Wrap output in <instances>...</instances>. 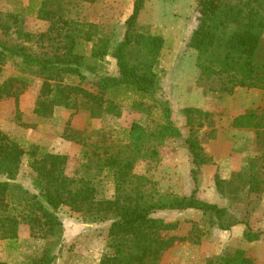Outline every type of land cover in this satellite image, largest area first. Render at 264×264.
Here are the masks:
<instances>
[{
	"label": "rangeland",
	"instance_id": "obj_1",
	"mask_svg": "<svg viewBox=\"0 0 264 264\" xmlns=\"http://www.w3.org/2000/svg\"><path fill=\"white\" fill-rule=\"evenodd\" d=\"M29 1L32 0H0V38L7 45H23L31 52L51 55L61 42L55 39L54 33L51 38L43 35L50 25L48 20L37 17L34 12L21 11L28 7ZM227 1L264 13V0ZM59 4L64 17L76 30L92 37L76 47L84 54L81 71L85 78L70 74L62 83L93 90L98 74L118 75L111 51L123 36L133 0H59ZM197 17L196 0H142L136 29L163 38L153 66L154 96L168 102L172 123L181 134L162 140L149 138L144 145L146 154L136 158L131 172L147 178L144 182L148 190L155 188L161 193L177 195L194 191L199 199L215 203L226 211L219 221L192 208L155 211L153 216L177 223L166 234L184 237L164 250L157 264H207L237 248L244 250L251 264H264V120L261 127L232 125L235 114L244 110L262 114L264 119V87L258 96L262 102L257 99L250 107V100L254 102L257 95L250 92L251 88L257 87L233 85L234 74L219 69L221 49H213L201 59L205 64L213 63L216 71L206 72L199 67L197 52L186 45L197 25ZM101 38L109 41L108 52L102 58H93L92 50ZM14 61L9 57L2 65L0 79L21 74L30 80L17 101L13 96L0 98V130L10 139L22 142L25 148L38 145L46 151L65 154L66 175L90 184L95 189V199L113 200L118 195L114 169L102 165L103 161L129 143L132 123H139L149 132L162 122L159 109L151 107L145 99L135 106L137 96L126 94L108 104L110 111L104 110L96 116L90 115L86 107H78V98L77 107L54 105L49 115H39L34 107L43 78L21 71ZM254 63L257 72L264 74V29ZM186 108L190 109L188 114L184 111ZM191 132L208 158L197 171L196 184L184 143ZM5 178V174H0V180ZM34 183L35 172L25 154L5 194L6 205L0 206V216L16 219V236L5 238L0 231V261L30 264L47 250L54 256L51 264H97L104 254L112 252L108 228L113 212L97 216L61 205L56 213L62 226L56 234H44L38 228L32 232L19 213L24 211V197L38 192ZM133 184L128 183L125 189L129 191ZM130 193L133 195V189ZM246 225L260 232L259 239H244Z\"/></svg>",
	"mask_w": 264,
	"mask_h": 264
},
{
	"label": "trees",
	"instance_id": "obj_2",
	"mask_svg": "<svg viewBox=\"0 0 264 264\" xmlns=\"http://www.w3.org/2000/svg\"><path fill=\"white\" fill-rule=\"evenodd\" d=\"M53 1L54 3L52 0H32L21 11L24 10L27 14L34 12L37 17L50 22L43 35L51 38V33H54L55 39L61 42L57 50L51 55H41L27 50L23 45H7L0 38V75L2 65L11 57L21 71L33 72L43 78L34 107V112L39 115H49L54 105L77 107L78 98V107H86L90 115L96 116L104 110L110 111L108 104H112V100L122 99L126 94H135L138 100L134 103L135 106L141 105L144 99L149 100L151 107L159 109L162 122L149 132L139 123H132L128 132L129 143L103 161L102 165L114 169L118 195L113 200L95 199V189L90 184L66 175L65 154L49 152L38 145L25 148L22 142L10 139L0 130V174L6 176L4 180H0V206L6 205L5 194L18 173L21 157L27 154L28 164L35 172L34 184L38 192L25 191L28 195L24 197V211H20L19 215L29 224L32 232L38 228L44 234H56L62 226L56 213L61 205L97 216L113 212L114 217L108 228V245L112 252L104 254L97 264H157L162 252L175 241L184 240V237L166 234L177 223L153 216L155 211L192 208L217 221L226 212L224 207L199 199L194 191L189 195H177L161 193L155 188L148 190L144 182L147 178L131 172L136 158L146 154L144 145L149 138L162 140L181 134L180 129L172 123L168 102L154 96L156 75L153 66L163 38L161 35L143 33L136 29L142 0H133L131 12L125 19L123 36L111 51L116 60L118 75L98 74L93 90L79 84H63L64 77L70 74L77 75L80 79L85 78L81 71L84 54L76 47L82 40H91L92 37L76 30L64 17L59 0ZM196 10L197 25L192 29L186 45L197 52L199 67L206 72L216 71L213 63L205 64L201 59L213 49H221L223 53L218 66L220 70L234 74L233 85L263 88L264 74L257 72L254 59L264 29V13L253 8L245 9L228 3L227 0H196ZM97 43L92 56L102 58L108 52L109 41L101 38ZM29 80V77L21 74L0 79V98L13 96L17 101V96L24 91ZM184 111L188 114L190 109L186 108ZM263 120L262 114L247 110L235 115L232 125L261 127ZM184 143L191 158L190 173L196 184L197 171L208 162V158L194 133H189L184 138ZM128 183H134L129 190L133 189V195L125 189ZM0 231L5 238L16 236L15 217L0 216ZM243 232L247 241L260 237V232L250 230L247 225ZM53 260L54 256L43 250L30 264H51ZM0 264L6 263L0 261ZM207 264H251V259L243 249L237 248L231 254L221 255L215 262L209 260Z\"/></svg>",
	"mask_w": 264,
	"mask_h": 264
},
{
	"label": "crops",
	"instance_id": "obj_3",
	"mask_svg": "<svg viewBox=\"0 0 264 264\" xmlns=\"http://www.w3.org/2000/svg\"><path fill=\"white\" fill-rule=\"evenodd\" d=\"M260 89L261 88H251V90L252 91H250V92H252L254 95H256V98H254V102H253V99H251L250 100V107H252L254 104H255V102L257 101V99H258V101L261 103L262 101L258 98V96L261 94V92H263V91H260ZM264 101V100H263ZM243 112H245V110L244 111H242V112H239V113H236L235 115H238V114H240V113H243Z\"/></svg>",
	"mask_w": 264,
	"mask_h": 264
}]
</instances>
